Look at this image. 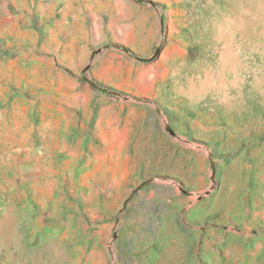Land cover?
Segmentation results:
<instances>
[{
  "label": "rangeland",
  "instance_id": "rangeland-1",
  "mask_svg": "<svg viewBox=\"0 0 264 264\" xmlns=\"http://www.w3.org/2000/svg\"><path fill=\"white\" fill-rule=\"evenodd\" d=\"M0 264H264V0H0Z\"/></svg>",
  "mask_w": 264,
  "mask_h": 264
},
{
  "label": "crops",
  "instance_id": "crops-1",
  "mask_svg": "<svg viewBox=\"0 0 264 264\" xmlns=\"http://www.w3.org/2000/svg\"><path fill=\"white\" fill-rule=\"evenodd\" d=\"M158 2L161 4H169L170 0H158ZM139 13L143 19V28H141L139 31L131 28L129 34L127 35L128 40L125 42L127 44L133 45L137 54L143 56V58H145L146 60V58H148L152 54L153 50L157 46V43H159L162 29V12L161 8L158 6V9H147L146 7H142L140 8ZM128 15H132V13H129ZM149 19H151V24L150 28L148 29L147 21ZM137 43L141 44L139 49L135 47ZM156 62H158V60ZM147 78L149 82L147 85H138L135 92L138 96H150L154 88L158 86V80H156V78L150 77L149 75L147 76Z\"/></svg>",
  "mask_w": 264,
  "mask_h": 264
},
{
  "label": "water",
  "instance_id": "water-1",
  "mask_svg": "<svg viewBox=\"0 0 264 264\" xmlns=\"http://www.w3.org/2000/svg\"><path fill=\"white\" fill-rule=\"evenodd\" d=\"M168 130L170 131V133H171L173 136H175V137H177V138H180V137L177 135V133H176L175 131H173L172 129H170L169 127H168Z\"/></svg>",
  "mask_w": 264,
  "mask_h": 264
}]
</instances>
